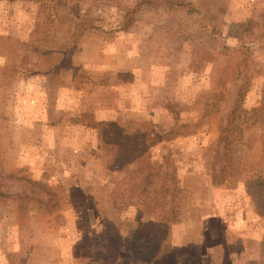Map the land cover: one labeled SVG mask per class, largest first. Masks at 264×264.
Returning a JSON list of instances; mask_svg holds the SVG:
<instances>
[{"label": "rangeland", "instance_id": "obj_1", "mask_svg": "<svg viewBox=\"0 0 264 264\" xmlns=\"http://www.w3.org/2000/svg\"><path fill=\"white\" fill-rule=\"evenodd\" d=\"M0 264H264V0H0Z\"/></svg>", "mask_w": 264, "mask_h": 264}, {"label": "trees", "instance_id": "obj_2", "mask_svg": "<svg viewBox=\"0 0 264 264\" xmlns=\"http://www.w3.org/2000/svg\"><path fill=\"white\" fill-rule=\"evenodd\" d=\"M149 1V0H148ZM178 3H180L181 4V2H178ZM182 4H183V2H182ZM181 4V5H182ZM141 8V6H140V4H135V5H133V6H126V7H124V9H123V12H122V14H121V16H120V20L118 21V23H117V25L114 27V28H110V31L111 32H114V31H125V30H127L128 28H129V26L130 25H132L133 23H134V21H135V14L139 11V9ZM236 107V106H235ZM236 109L237 108H235L234 110H233V112H232V117H231V119H230V123L232 122V121H238L239 122V124L237 125L238 126V129H239V125H242L244 122H246L247 120L245 119V118H241L237 113H236ZM237 129V130H238ZM225 130H226V128H225ZM241 131V130H240ZM240 131L238 132V134H236V135H234L233 137H236L237 135H239V133H240ZM225 141V142H224ZM230 141V138H229V136H228V134H227V138H226V132H224L222 135H220V138H219V142H224V145H227V143ZM161 166L159 165V166H157V170H160L161 168H160ZM157 170L155 171V173H158L157 172ZM150 174V173H149ZM149 174H148V176H149ZM157 176V177H156ZM156 180L154 181L155 183L156 182H158L159 183V181H161V179H160V176L159 175H157L156 174ZM28 182H30L31 183V185L32 186H39V187H42L43 189H44V185L42 184V182L41 181H38V180H36V181H33V182H31V181H29L28 180ZM246 185V189H247V192L250 194V190L248 191V188H247V185L248 184H245ZM44 192L45 193H48V191L47 190H45L44 189ZM37 199V200H36ZM35 200L39 203V204H42L43 203V201L44 200H41L40 198H36ZM114 203V202H113ZM107 223V222H106ZM106 223H104V225H107ZM111 223H109V225H110ZM111 226H113L112 224H111ZM127 249L128 248H124V247H122V251L124 252V253H126L127 252ZM138 248H129L128 250L130 251H132L133 252V254H136V255H139V249L137 250ZM155 252H152V255H151V259H155L156 260V257H154L155 255ZM158 261V260H157Z\"/></svg>", "mask_w": 264, "mask_h": 264}]
</instances>
